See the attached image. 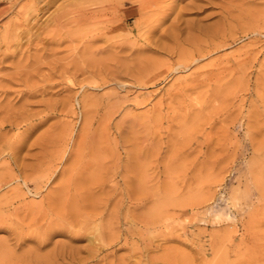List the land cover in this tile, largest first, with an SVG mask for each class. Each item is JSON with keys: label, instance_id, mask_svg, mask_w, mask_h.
Here are the masks:
<instances>
[{"label": "rangeland", "instance_id": "rangeland-1", "mask_svg": "<svg viewBox=\"0 0 264 264\" xmlns=\"http://www.w3.org/2000/svg\"><path fill=\"white\" fill-rule=\"evenodd\" d=\"M97 1L53 0L38 24ZM169 1L140 49L117 46L137 35L120 12L108 42L67 22L2 61L0 264H264V0Z\"/></svg>", "mask_w": 264, "mask_h": 264}, {"label": "bare ground", "instance_id": "bare-ground-1", "mask_svg": "<svg viewBox=\"0 0 264 264\" xmlns=\"http://www.w3.org/2000/svg\"><path fill=\"white\" fill-rule=\"evenodd\" d=\"M7 2L8 6L6 5L5 7H1L0 8V17L4 16L5 14L8 13H14L15 18L11 19L8 21V23L2 27V31L0 32V65H2V61L8 57H12L14 56V48L16 49L19 45H23L21 42L23 41L22 38H25V44H26V48L30 49V47H35L33 49H38L40 47H38L39 44H44L46 42H53L55 44V46L59 45L62 41V37H63V33L62 30L66 28V25L68 23L73 22V26L75 23V26H85L88 24H101L102 26H100V28H95L94 33L90 38L91 40H96L98 38H103L105 42H108L109 39L111 38L110 36H113L112 33L119 29L122 28V21H121V17L119 18V13L120 12H126L129 15H131L134 19V28L136 29L137 35H133L134 36V40L132 41H128L126 39V37H121V39L119 40V44L117 43L118 40H116L117 42V46L119 48H123L126 45L129 44V48H134L136 46L137 43L140 42L139 45V49L140 46H144L150 43H156L157 41L161 40V36L157 39V41H153V36L155 33V29L159 27V25L164 22V20L166 21V18L169 17L170 12L171 11H176L174 10V5L171 6H162L163 2H165L166 0H127L130 3V6L127 9H122L123 8V4H122V0H100L97 2H93L92 6L93 8H86V9H78L77 11H69L70 9L65 10V6L64 7H59L54 15L51 17L50 22L44 23L43 25L38 24V19L40 18V15L43 14L44 12H46L48 10V8L50 7V5L53 3V0H28V2L24 5H21L18 9L15 10V8L18 6V4L21 2V0H0L1 2ZM212 0H192L190 3L180 7L181 10L187 11V12H192L194 13H198L200 10H203L204 8H206V3L207 5L211 3ZM225 1V0H224ZM91 2V1H90ZM168 2H170L168 0ZM205 3V4H202ZM222 2V1H221ZM224 3V2H223ZM128 4V3H127ZM229 4V3H228ZM167 5V4H166ZM224 5V4H221ZM227 5V4H226ZM225 5V8H226ZM220 6V5H219ZM229 6V5H227ZM233 6V5H232ZM88 7V6H85ZM65 8V9H64ZM180 8L178 10H180ZM223 8V7H222ZM224 8V9H225ZM232 8V7H231ZM95 9H100L102 12H106L107 13H102V14H98L95 12ZM227 9V8H226ZM177 10V11H178ZM182 11H178V14L175 15V19L174 20H178L182 15ZM225 11V10H224ZM229 11V10H228ZM227 11V12H228ZM75 12V13H73ZM186 12V13H187ZM226 12V13H227ZM101 13V12H100ZM176 13V12H175ZM184 12V14H186ZM230 16V15H229ZM47 21V20H46ZM68 22V23H67ZM177 22L174 21V23L170 26L169 29L172 30L173 37L176 39L178 37L179 34H181L182 32L185 35H183V41L189 42L192 41L193 39V35L192 32L194 30H200V26L199 25H186V27L181 28L180 25L176 24ZM198 24V23H197ZM69 25V24H68ZM170 25V24H169ZM183 25V24H182ZM72 26V25H71ZM89 26V25H88ZM197 26V27H194ZM70 27V25H69ZM77 27L75 28V30L77 29ZM96 27V26H94ZM126 28V27H125ZM89 29V28H88ZM91 29V28H90ZM93 29V28H92ZM70 30V29H68ZM74 30V28H73ZM81 30V28H80ZM168 30V29H167ZM64 31V30H63ZM72 31V28H71ZM70 31V32H71ZM77 31V30H76ZM88 31V30H87ZM126 31H128V33H131L133 31V28H126ZM157 31V30H156ZM159 31V30H158ZM217 31V30H216ZM82 33V31H80ZM120 32V31H118ZM171 32V33H172ZM66 33V32H65ZM64 33V34H65ZM78 33V32H77ZM79 33V34H81ZM179 33V34H178ZM196 33V32H195ZM198 33V32H197ZM203 33V32H202ZM71 34V33H70ZM73 34V33H72ZM76 34V33H75ZM74 34V35H75ZM84 34V33H83ZM114 34V33H113ZM157 34V33H156ZM165 34V33H164ZM117 35V34H116ZM130 35V34H127ZM126 35V36H127ZM162 35V34H161ZM203 35V34H202ZM78 36V35H77ZM119 36V35H118ZM159 36V35H158ZM168 36V34L166 35ZM196 36V35H195ZM204 36V35H203ZM66 37V36H65ZM74 37V36H73ZM84 37V36H83ZM82 37V38H83ZM165 37V35H164ZM162 37V38H164ZM207 37V36H206ZM205 37V38H206ZM209 37V36H208ZM218 37V36H217ZM81 38V37H80ZM118 38V37H117ZM170 38V37H169ZM199 38V35H198ZM204 38V37H203ZM165 39V38H164ZM181 39V38H180ZM208 39V38H207ZM22 40V41H21ZM80 40V39H79ZM156 40V39H155ZM166 40V39H165ZM171 40V39H170ZM198 40V39H197ZM200 40V39H199ZM81 41V40H80ZM115 41V40H114ZM164 41V40H163ZM169 41V40H167ZM173 43L175 42L174 40H172ZM171 41V44H172ZM182 41V42H183ZM102 42V41H101ZM195 42V41H194ZM52 43V44H53ZM63 43V42H62ZM162 43V42H161ZM178 43V42H177ZM184 43V42H183ZM24 44V45H25ZM57 44V45H56ZM160 44V43H159ZM176 44V43H175ZM189 44V43H188ZM192 44V43H190ZM205 44V43H204ZM45 45V44H44ZM164 45V44H161ZM88 46V45H87ZM169 46V45H168ZM167 46V47H168ZM38 47V48H37ZM42 47V46H41ZM105 47V45L103 46ZM164 46H162L163 48ZM183 47V46H182ZM191 47V46H190ZM21 48V47H20ZM25 48V49H26ZM100 48V47H99ZM114 48V47H113ZM137 48V47H136ZM170 48V46H169ZM176 48V47H175ZM180 48V47H179ZM22 49V48H21ZM32 49V48H31ZM45 49V48H44ZM58 50V47L56 48ZM87 49V48H86ZM112 49V48H111ZM127 49V48H126ZM143 49V48H142ZM148 49V48H147ZM163 49H166L163 48ZM178 49V46H177ZM19 50V49H18ZM42 50V49H41ZM54 50V49H53ZM174 50V49H173ZM176 50V49H175ZM86 51V50H85ZM104 51V48H103ZM117 51V50H114ZM134 51V50H133ZM165 51V50H164ZM168 52V50H166ZM19 52V51H18ZM42 52V51H41ZM45 52V51H44ZM174 52V51H173ZM171 52V53H173ZM16 53V52H15ZM47 53V52H45ZM74 53V52H73ZM85 53V52H84ZM112 53V52H111ZM136 53V52H135ZM169 53V52H168ZM89 54V52L87 53ZM86 54V55H87ZM115 55V53H113ZM117 54V53H116ZM176 54V52H175ZM174 54V55H175ZM26 55V52H25ZM41 55H43V53H41ZM123 55V54H122ZM126 55V54H125ZM130 55V54H129ZM181 55V54H180ZM23 56V55H22ZM37 56V55H36ZM46 56V55H45ZM47 56H50L47 55ZM52 56V54H51ZM83 56V55H82ZM94 56V55H93ZM113 57V56H111ZM196 57V56H195ZM90 58V56H89ZM118 58V57H117ZM116 58V59H117ZM191 58V57H190ZM16 59V56H15ZM42 59V58H41ZM87 59V58H85ZM102 59V58H100ZM99 59V60H100ZM107 59V58H105ZM113 59V58H112ZM115 59V60H116ZM123 59V57H122ZM18 60V59H17ZM83 60V59H82ZM88 60V59H87ZM110 60V59H109ZM129 60V59H128ZM5 61V60H4ZM16 61V60H15ZM77 61V60H76ZM85 61V60H84ZM95 61V60H94ZM104 60L102 59L101 62H103ZM111 61V60H110ZM114 61V59H113ZM126 61V60H125ZM14 62V61H13ZM88 62V61H87ZM93 62V61H92ZM105 62V61H104ZM123 62V61H122ZM2 63V64H1ZM12 63V62H10ZM39 63V62H38ZM110 63V62H109ZM112 63V62H111ZM115 63V62H114ZM116 63H118V61H116ZM128 63V62H127ZM19 64V63H18ZM17 64V65H18ZM95 64V63H94ZM11 65V64H10ZM99 65V64H98ZM105 65V64H104ZM109 65V64H107ZM112 65V64H111ZM179 65V64H178ZM181 65V64H180ZM13 66V65H12ZM110 66V65H109ZM187 66V65H186ZM57 67V65H56ZM61 67V66H60ZM91 67V66H90ZM108 67V66H107ZM112 67V66H111ZM120 67H122V64L120 65ZM151 67V66H150ZM155 67V66H154ZM179 67V66H178ZM177 67V68H178ZM2 68V66H1ZM15 68V67H14ZM17 68V67H16ZM24 68V67H23ZM58 68V67H57ZM56 68V69H57ZM63 68V67H62ZM113 68V67H112ZM124 68V67H123ZM19 69V68H18ZM38 69V68H37ZM106 69V67H105ZM108 69V68H107ZM111 69V68H110ZM115 69V68H113ZM127 69V68H126ZM139 69V68H138ZM21 70V69H20ZM58 70V69H57ZM55 70V71H57ZM61 70V69H60ZM63 71V70H62ZM127 71V70H126ZM144 71V70H143ZM16 72V70H15ZM59 72V70H58ZM92 72V71H91ZM90 72V73H91ZM102 72V71H101ZM113 72V71H112ZM124 72V71H123ZM130 72V71H129ZM20 73V72H19ZM23 73V72H22ZM28 73V72H27ZM26 73V74H27ZM56 73V72H55ZM100 72H98L99 74ZM118 73V72H117ZM141 73V72H140ZM149 73V72H148ZM151 73V72H150ZM153 73V72H152ZM169 73V72H168ZM18 73H16L15 75H17ZM26 74H22V75H26ZM105 74V73H104ZM128 74V73H127ZM134 74V72H133ZM147 74V73H146ZM21 75V74H20ZM35 75H37L35 73ZM160 75V74H159ZM106 76V75H105ZM131 76V75H130ZM133 76V75H132ZM137 76V75H136ZM1 77V76H0ZM6 77V76H5ZM31 77V76H30ZM100 77V75H99ZM153 77V76H152ZM25 79V78H24ZM9 80V79H8ZM140 80V79H139ZM142 80V79H141ZM98 85V84H96ZM27 88V87H26ZM32 88H36L34 86L31 87ZM38 88V85H37ZM42 88V87H41ZM39 89V88H38ZM37 89V90H38ZM30 91V89H28ZM23 92V91H22ZM26 92V91H25ZM24 92V93H25ZM34 92V91H33ZM32 92V93H33ZM12 178V177H11ZM14 178V177H13ZM12 178V179H13ZM10 181V180H9ZM6 182V181H5ZM7 183V182H6ZM4 183V184H6ZM16 196V195H15ZM8 203V202H6ZM29 213V212H28ZM27 214V211H26ZM29 215V214H28ZM1 216V215H0ZM29 217V216H28ZM18 218V217H17ZM9 220V219H8ZM13 220V219H12ZM19 220V219H18ZM20 221V220H19ZM1 222V221H0ZM24 222V221H22ZM3 223V222H2ZM27 223V222H26ZM29 224V223H28ZM2 224L0 223V226ZM21 225V224H20ZM6 226V225H4ZM9 226V225H8ZM28 226V225H27ZM30 227V226H29ZM3 228L6 227H2L1 230H3ZM10 227H8L9 230ZM16 229V227H15ZM63 229V228H62ZM11 230V229H10ZM15 232V230H13ZM27 231V230H26ZM29 231V229H28ZM12 232V230H11ZM25 233V232H24ZM17 234V233H16ZM21 234V233H20ZM26 234H28L30 236V234L28 232L25 233V236L28 238L29 236H27ZM12 235V234H11ZM15 235V233L13 234ZM23 235V232H22ZM50 235V234H49ZM48 235V236H49ZM16 236V235H15ZM19 236V235H18ZM24 236V237H25ZM32 236V234H31ZM30 236V239H31ZM24 237H21L22 239H24ZM33 237V236H32ZM18 238V237H17ZM10 239H13L12 237H10ZM20 239V238H18ZM17 240V239H16ZM15 240V241H16ZM21 240V239H20ZM3 242V241H2ZM16 243V242H15ZM22 243V242H21ZM4 244V243H3ZM20 244V243H19ZM2 246V244H0ZM6 245V244H5ZM3 245V246H5ZM0 246V247H1ZM19 246V245H17ZM6 248L9 249L6 245ZM4 249V248H1ZM5 250V249H4ZM29 251V248L27 249V252ZM31 251V250H30ZM9 252V250H8ZM11 252V251H10ZM23 252H25V250H23ZM25 252V253H27ZM12 253V252H11ZM29 253V252H28ZM10 254V253H9ZM30 254V253H29ZM8 255V254H7ZM6 255V257H8ZM25 255V254H24ZM3 256V253H1L0 257ZM9 258V257H8ZM7 260V259H6ZM9 260V259H8ZM12 262V261H11ZM23 262V261H22ZM18 263V262H16ZM12 264V263H11ZM15 264V263H14ZM22 264H26L22 263ZM31 264V263H30Z\"/></svg>", "mask_w": 264, "mask_h": 264}]
</instances>
